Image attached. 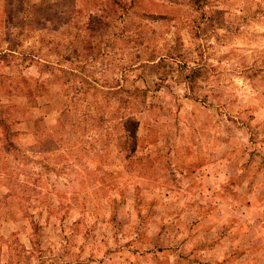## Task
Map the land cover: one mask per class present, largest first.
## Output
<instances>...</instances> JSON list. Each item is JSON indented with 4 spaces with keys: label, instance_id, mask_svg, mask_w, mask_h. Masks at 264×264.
Wrapping results in <instances>:
<instances>
[{
    "label": "rangeland",
    "instance_id": "1",
    "mask_svg": "<svg viewBox=\"0 0 264 264\" xmlns=\"http://www.w3.org/2000/svg\"><path fill=\"white\" fill-rule=\"evenodd\" d=\"M0 264H264V0H0Z\"/></svg>",
    "mask_w": 264,
    "mask_h": 264
},
{
    "label": "trees",
    "instance_id": "2",
    "mask_svg": "<svg viewBox=\"0 0 264 264\" xmlns=\"http://www.w3.org/2000/svg\"><path fill=\"white\" fill-rule=\"evenodd\" d=\"M198 73H199V67L189 68L188 74L184 76V80L190 85L192 84L193 79L198 75Z\"/></svg>",
    "mask_w": 264,
    "mask_h": 264
}]
</instances>
